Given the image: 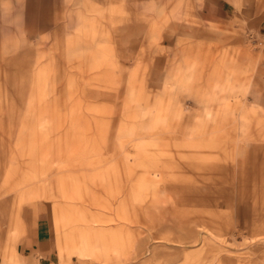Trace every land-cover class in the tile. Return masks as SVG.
Instances as JSON below:
<instances>
[{
	"label": "rangeland",
	"instance_id": "374dc122",
	"mask_svg": "<svg viewBox=\"0 0 264 264\" xmlns=\"http://www.w3.org/2000/svg\"><path fill=\"white\" fill-rule=\"evenodd\" d=\"M10 259L264 264V0H0Z\"/></svg>",
	"mask_w": 264,
	"mask_h": 264
},
{
	"label": "crops",
	"instance_id": "0c3cea01",
	"mask_svg": "<svg viewBox=\"0 0 264 264\" xmlns=\"http://www.w3.org/2000/svg\"><path fill=\"white\" fill-rule=\"evenodd\" d=\"M37 239L39 240L38 241V244L36 246H33V243H32L31 248L37 249V251L39 253H41V254L44 255V257L43 256H39V259H43V258H46L47 259L48 256L53 253V250H52L53 248L51 247L50 242L47 243L46 241H44L45 238H43V237L42 238H39V234H37ZM24 255L26 257L29 256V252L27 251V247L24 250ZM14 262H15V260H12V259L9 260V264H14Z\"/></svg>",
	"mask_w": 264,
	"mask_h": 264
},
{
	"label": "bare ground",
	"instance_id": "6f19581e",
	"mask_svg": "<svg viewBox=\"0 0 264 264\" xmlns=\"http://www.w3.org/2000/svg\"><path fill=\"white\" fill-rule=\"evenodd\" d=\"M249 112L251 113V111L248 110V108L243 109L242 113L245 116V118L243 120L246 121V117L248 116L247 114H249ZM14 264H17V262H14Z\"/></svg>",
	"mask_w": 264,
	"mask_h": 264
}]
</instances>
